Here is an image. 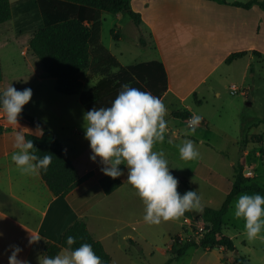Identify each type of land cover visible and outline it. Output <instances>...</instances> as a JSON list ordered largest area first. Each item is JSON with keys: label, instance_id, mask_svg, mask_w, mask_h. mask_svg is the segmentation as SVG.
<instances>
[{"label": "crops", "instance_id": "obj_1", "mask_svg": "<svg viewBox=\"0 0 264 264\" xmlns=\"http://www.w3.org/2000/svg\"><path fill=\"white\" fill-rule=\"evenodd\" d=\"M33 1L11 0L13 18L0 24V90L10 86L17 90L34 89L30 100L34 106L28 110L26 104L24 110L57 134L81 175L94 171V176L68 195L56 196L41 172L21 174L11 160L12 153L17 151L13 146L14 126L9 125L0 112V264H8L12 245L23 249L19 259L38 264L46 242H60L64 230L78 218H85L93 236L111 254L110 243L112 239H118L124 227H111L109 213L118 208L125 209L127 204L122 197L132 189L127 185V167L122 164V185L110 194L104 192L99 183V178L105 175L101 171L103 165L99 158L95 162L90 159L92 152L82 127L83 115L72 105V96H78L80 102L79 95L58 92L56 80L52 83L48 79L50 76L44 73L40 62L31 56L25 59L16 54L15 46H6L18 33L32 31L42 24V14ZM226 1L131 0L133 8L142 17L137 26V39L143 46L153 47L156 56L125 64L118 59L125 66L151 60L163 62L168 74V89L161 99L171 107V114L179 110L175 108L178 103L183 104L192 96L198 97L205 84L211 82L210 88L217 91L220 80L214 74L228 64L226 58L232 53L246 50L249 53L244 57H248L253 50H258L264 54V46L258 44L259 35H264V9L258 4L250 8L233 4L245 0ZM143 30L148 38H141ZM249 66L244 65L243 74ZM96 76L90 71L82 74L83 90L98 82L100 76L94 84L84 88L85 82ZM39 107L43 116L37 110ZM184 107L191 113L190 103ZM23 128H26L25 132L36 133L28 123L18 130ZM112 199H121V202L110 201ZM32 236L36 241L30 243Z\"/></svg>", "mask_w": 264, "mask_h": 264}, {"label": "rangeland", "instance_id": "obj_2", "mask_svg": "<svg viewBox=\"0 0 264 264\" xmlns=\"http://www.w3.org/2000/svg\"><path fill=\"white\" fill-rule=\"evenodd\" d=\"M33 2L34 6L37 5L35 0ZM137 29L134 20L127 13L105 12L103 15V43L124 64L156 56L153 47H145L139 43ZM142 37H149L146 30H143ZM258 44L264 46V35H259ZM246 64L251 67L243 74ZM214 77L220 80L217 91L210 88L212 83L209 82L203 86V92L198 97L192 96L183 104L175 105V108L184 110V105L190 103L191 117L194 114L202 117L194 132L189 128L190 118L174 116L171 114V107L164 101L167 108L165 119L169 122L170 130L165 133L163 142L154 145V150L165 154L170 171L179 180L178 191L181 194L188 190L197 191L201 198L202 211H187L182 217L162 220L159 224L146 223L143 219L145 205L133 186L126 182L132 189L126 191L127 194L122 197L127 204L125 209L118 208L109 213L111 227H124L117 236L118 239H112L110 243L111 264L233 263V257L237 253L221 247L210 249L192 246L183 256L175 257L176 249L192 237L198 236L199 226L204 224V208H219L223 204L233 184L235 167L242 165L244 169H248L244 172L245 175L264 187V54L258 56L253 53L225 64ZM98 78L99 75L90 82H85L84 88L87 89ZM48 79L55 83L54 78ZM233 85L247 94H233ZM32 90L34 94L35 90ZM77 97L72 96V105L78 107L79 113L83 115L86 109ZM30 106H34L31 101L26 108L30 110ZM37 110L43 116L41 107ZM79 117L81 118L80 115ZM18 120L19 127L28 123L21 118ZM28 124L36 132L37 126ZM257 134L263 135L262 142L250 141L244 146L247 135ZM186 140L194 142L200 153L198 158L190 161L180 158L177 145ZM245 193L258 192L246 191L234 197L224 217L223 231L234 240L238 253L247 257L252 264H264V240H248L244 232L243 218L237 219L233 215L234 202L239 195ZM121 199L110 201L118 202Z\"/></svg>", "mask_w": 264, "mask_h": 264}, {"label": "trees", "instance_id": "obj_3", "mask_svg": "<svg viewBox=\"0 0 264 264\" xmlns=\"http://www.w3.org/2000/svg\"><path fill=\"white\" fill-rule=\"evenodd\" d=\"M226 3V0H217ZM42 14V24L36 29L18 33L6 46H15L16 54L27 59L35 58L41 63L44 73L56 80V90L65 95H79L81 104L86 110L93 107H108L116 98L121 85L127 83L142 91H149L161 98L168 89V74L163 62L151 60L132 65L121 64L118 57L103 43L102 18L104 12L127 13L137 26L142 22L141 13L136 11L131 0H35ZM234 5L250 8L258 4L264 9V0L234 1ZM13 18L11 0H0V24ZM117 36H119L117 34ZM27 51V54H23ZM258 56L262 53L252 51ZM249 51L234 52L226 58L231 63L247 55ZM90 71L99 75L98 82L83 90L82 74ZM196 98V96H195ZM200 101V100H199ZM176 117L189 119L187 110L173 113ZM28 123L36 119L23 108L18 117ZM0 127V131H1ZM41 133L26 132V138L32 139L38 156L50 154L52 161L41 175L56 196H66L78 185L94 176V171L81 175L71 160L65 145L57 134L41 123ZM263 135L246 136L244 146L250 141L262 142ZM99 183L106 194L118 189L123 180L103 175ZM246 191H257L264 195V187L254 182L244 173V167H235L233 184L226 199L219 208H204V231L191 238L182 247L175 250L179 258L192 246L236 251L234 240L223 231L224 217L234 197ZM76 237L73 248L83 243L92 245L102 264H111L112 256L104 244L96 239L88 228L85 218H78L67 226L60 242L47 241L43 254L54 256L66 248V237ZM174 248V246L172 247ZM233 264H252L242 254L234 256Z\"/></svg>", "mask_w": 264, "mask_h": 264}, {"label": "clouds", "instance_id": "obj_4", "mask_svg": "<svg viewBox=\"0 0 264 264\" xmlns=\"http://www.w3.org/2000/svg\"><path fill=\"white\" fill-rule=\"evenodd\" d=\"M32 96L31 88L17 90L10 86L0 90V112L6 122L14 126L13 146L17 151L12 153L11 160L24 175H37L41 170H47L52 161L50 154L42 157L36 154L33 140L26 138V128L18 130V117ZM166 114L167 108L161 98L127 83L121 85L110 106L93 107L83 114L82 127L92 152L90 159L95 162L99 158L103 165L101 171L114 179L124 174L120 165L127 167V182L142 199L145 205L143 219L149 224L182 217L187 211H202L197 191L188 190L181 194L178 191L179 180L170 171L165 154L154 150V145L165 140L169 123L165 119ZM201 119L198 114L190 117L192 132ZM41 130L37 124L36 134ZM177 148L180 158L186 161L200 155L192 140L178 144ZM233 207L234 217L244 220L246 238L264 240V195L241 194ZM35 241L32 236L29 242ZM75 242L76 237L68 235L66 248L54 256L40 255L38 264H102L91 244L83 243L73 248ZM10 247L8 264H30L18 258L23 251L21 247Z\"/></svg>", "mask_w": 264, "mask_h": 264}, {"label": "built area", "instance_id": "obj_5", "mask_svg": "<svg viewBox=\"0 0 264 264\" xmlns=\"http://www.w3.org/2000/svg\"><path fill=\"white\" fill-rule=\"evenodd\" d=\"M231 91H232L233 94H237V93H239V92L244 93V94H247V92H244L243 89H241V88H239L238 86H235V85H233V86L231 87ZM204 225H205V224L199 226V231H197V232H198V235L200 234V232L204 231ZM192 238H193V237H192Z\"/></svg>", "mask_w": 264, "mask_h": 264}, {"label": "water", "instance_id": "obj_6", "mask_svg": "<svg viewBox=\"0 0 264 264\" xmlns=\"http://www.w3.org/2000/svg\"><path fill=\"white\" fill-rule=\"evenodd\" d=\"M37 124L41 125V122L36 119V120L33 121V125L37 126ZM247 171H248V169H244V172H247Z\"/></svg>", "mask_w": 264, "mask_h": 264}]
</instances>
